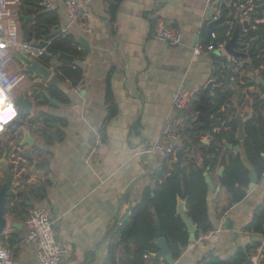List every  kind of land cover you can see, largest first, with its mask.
Wrapping results in <instances>:
<instances>
[{"label": "crops", "instance_id": "1", "mask_svg": "<svg viewBox=\"0 0 264 264\" xmlns=\"http://www.w3.org/2000/svg\"><path fill=\"white\" fill-rule=\"evenodd\" d=\"M50 1L52 9L43 11L54 13L57 19L49 26L41 22V26L54 36H71L75 40L82 55L74 57V64L82 70L83 79L76 87L69 81L52 85L27 73L26 81L11 93L13 100L27 94L34 107L29 113L18 107V119L0 134V159L8 152L7 167L0 170V188L7 172L13 174L3 237L13 233L22 237L13 247L4 245L16 264H39L35 245L26 241L25 218L30 211L45 208L55 222L59 244L71 249V257L64 258L61 264H167L154 257L161 250L158 234L154 241L147 242L145 222H135L133 216L145 190L155 189L154 173L163 160L161 155L143 152L158 140L165 120L177 117L173 99L180 85L201 90L214 82L212 74L218 60L210 58L213 51L196 54L194 47L202 42L205 30L212 33L208 25L221 12L214 6L209 8L207 0H76L91 24V32L84 33L70 24L67 0ZM248 2H252L249 5L253 9V0ZM16 10L23 39L32 37L35 44L45 40L37 38L34 30L41 15L38 9L21 0ZM158 17L181 31L180 46L160 42L154 36L153 25ZM247 17L242 15L239 23ZM241 33L247 31L243 29ZM81 40L84 44H79ZM221 53L229 58L225 51ZM24 55L13 54L7 65L11 73H24L28 63ZM50 64L44 66L52 70V78L58 79L55 69L66 63L57 57ZM257 76L258 72L245 73V78L251 80L257 81ZM250 92L252 89L241 92L244 99L240 112L245 123L254 116ZM61 93L67 96L68 103L58 99ZM189 114L195 117L192 111ZM210 142L207 133L201 136L203 146ZM176 145L181 146L182 140ZM201 147L196 145L186 151L188 158L181 168H186L187 174L191 172L190 160L203 165ZM230 151L243 153L241 147L240 152ZM14 153L25 161L20 167L26 171L15 170ZM177 160L178 156L170 165H176ZM35 162L45 163L46 169L33 172ZM219 172L220 169L215 177L207 173L215 187L209 190L208 199L217 233L207 242H189L176 264H207L216 258L226 261L240 250L247 264H264L263 232L247 230L264 203V175L252 190L248 186L245 199L219 220L214 204ZM21 203L27 208L19 214ZM225 218L229 226L223 224ZM155 224L158 231L160 221L155 219Z\"/></svg>", "mask_w": 264, "mask_h": 264}, {"label": "trees", "instance_id": "2", "mask_svg": "<svg viewBox=\"0 0 264 264\" xmlns=\"http://www.w3.org/2000/svg\"><path fill=\"white\" fill-rule=\"evenodd\" d=\"M120 1L122 0H117V2ZM26 2L38 9L41 14L34 29L36 37L40 39L52 35V40L44 56L40 58L43 65L50 67L51 60L59 57L62 53L75 58L82 55L71 36H54L48 28L41 26V22H47L48 26L51 25L57 19L54 13L43 11L39 7L38 0H25ZM253 2L255 6L250 10L247 0H214V9L220 10L221 15L215 32L210 33L205 30L200 44L206 52L214 41H217L219 45H226L231 40L237 23L246 13L247 18L251 21L254 36L241 33L244 37L240 49L243 50L249 46L247 50L243 51V53H247L251 48H254V57L251 60V66L245 65V69L254 73L258 72L257 77L264 79V2L262 0H253ZM240 5H243L244 8L240 9ZM261 20L263 22L259 23L258 21ZM55 73L59 81H69L74 87L83 79L82 70L75 64H64L55 69ZM212 78L214 81L213 95L211 96L206 87L198 91L191 107L195 117L189 113L185 117L186 128L183 132L182 145L176 146L175 156L174 153H170L166 158H163L160 167L154 173V179L157 182L155 189L151 190L148 187L141 203L133 210L135 222L142 220L145 222L144 237L149 243L154 241L158 234L155 219L160 221L162 229L167 233L166 238L175 260L180 257L183 248L189 245V235L176 212L178 197L187 199V215L195 223L198 236L201 232L214 229L209 215V187L204 174L208 173L211 177H215L217 171L223 169L222 175L218 177L219 190L214 199L215 212L219 220L223 219L236 204L245 199L250 185V171L254 170L259 180L264 175V99L262 96H254L253 93H249V96L253 98L254 116L245 125L248 138L245 141H239L236 137L235 116L237 111H241L244 99L241 92L250 86H258L256 79L241 77L239 73L234 72L232 63H228L225 58H221L215 63ZM258 87L264 94V88ZM57 96L64 103L69 102L65 94L61 93ZM200 115H209L210 125H213L209 134L211 142L205 146L201 144V136L207 132L202 127V123L197 121ZM223 123H225L224 126ZM226 127L229 129L227 130ZM226 144L241 147L243 153L234 154L226 148ZM196 145L202 146L203 165L198 166L192 159L190 160V174H187L186 168H181L177 172L176 165L171 166L170 164L178 156V151L183 150L182 162L184 163V160L188 158L186 151H192ZM160 180H163L161 184L158 182ZM26 208L25 203H21L19 214L24 213ZM10 211L13 212L14 209L12 208ZM247 230L255 233L263 232L264 203L255 212ZM1 241L8 247H13L15 243L22 241V237L18 233H13L8 237H3ZM207 264H247V262L244 252L240 250L229 260L222 261L216 258Z\"/></svg>", "mask_w": 264, "mask_h": 264}, {"label": "built area", "instance_id": "3", "mask_svg": "<svg viewBox=\"0 0 264 264\" xmlns=\"http://www.w3.org/2000/svg\"><path fill=\"white\" fill-rule=\"evenodd\" d=\"M39 6L44 10H51L53 5L50 0H38ZM242 1V0H238ZM214 0H207V6L210 8L214 5ZM252 2H248L251 5ZM21 5V0H0V100L4 101V105L11 104L13 110L16 112L15 117L5 123L0 120V134L3 133L6 127L14 123L19 116V109L11 96L12 91L19 87L26 81V74L24 73H11L7 67L11 61L13 54L23 52L36 59L44 56L46 49L39 48L35 43L28 42L23 39L21 34V18L19 16L17 7ZM243 9L244 6L240 5ZM66 8L70 24L80 27L84 33L91 32V24L89 22L88 14L83 6L76 0H67ZM251 10V8H249ZM247 17V14H244ZM218 16H214L212 21H217ZM154 36L163 43L171 46H180L182 44L183 35L181 31L169 24L162 17H158L153 25ZM225 45H219L220 52H224ZM245 49L241 52L248 49ZM222 49V50H221ZM196 54L203 53L205 50L201 44L197 43L194 47ZM214 51V46H210L207 52ZM228 63H232L234 72L239 73L241 77H245L246 69L245 62L241 59L229 57ZM244 84L243 82H241ZM248 89H252L254 96H262L261 89L254 85ZM199 90H190L185 85H180L177 89L173 106L178 115L174 119H166L163 123L158 140L151 147L146 149L144 155H161L166 158L168 154L174 153L176 155V143L183 139V132L186 128V114L191 112L192 102ZM250 99L253 100L251 96ZM4 105H0L3 107ZM225 123H223L224 126ZM12 159L15 170H18L21 162L25 161L17 154H12ZM20 161V163H19ZM22 167L19 170H24ZM55 222L48 209L39 208L30 211V214L25 218L26 241L36 247V255L39 264H61L64 258L71 257V249L68 245H61L55 239ZM217 231L215 229L201 232L197 236L198 242L210 241ZM264 243V230L262 233ZM149 256L147 255L146 258ZM0 264H16L11 251L2 243L0 239ZM253 264H258V261Z\"/></svg>", "mask_w": 264, "mask_h": 264}, {"label": "water", "instance_id": "4", "mask_svg": "<svg viewBox=\"0 0 264 264\" xmlns=\"http://www.w3.org/2000/svg\"><path fill=\"white\" fill-rule=\"evenodd\" d=\"M217 21H211L209 23V29L212 33L215 32L216 30V25H217ZM246 30L247 31V36H254V31L251 29V21L250 19H246L245 21H243V23H237L235 31L232 35L231 40L224 46V51L225 53L229 56V57H233V58H237V59H241L242 61L245 62V64L250 67L251 66V60L254 57V48H251L247 53H243L240 51V47H241V32L242 30ZM52 38V35H48L45 40L40 41L39 43H37V47L43 49V48H47L49 43L48 41ZM28 42H32L33 38L30 37V39L27 40ZM83 40L79 41V44H82ZM84 44V43H83ZM213 46H214V51L210 54V58L213 61L219 60L221 58H225L224 55L220 52L219 50V44L217 41L213 42ZM84 47L87 49V45H84ZM60 59H62L66 64L68 65H73L75 58L67 55V54H60L59 57ZM24 61L28 62L27 64H25L24 66V73L25 74H31L35 77H39L42 78L44 82H49L52 85H56L58 84L59 80L56 78H52V70L45 67L41 61L39 59H36L30 55L25 54L23 56ZM226 61L228 62L227 58H225ZM257 84L261 87L264 88V79L262 78H258L257 79ZM213 85L214 82H209L206 86V88L210 91L211 96L213 95ZM44 94L47 95V91H44ZM262 99H264V94L262 95ZM52 102L55 103V100H51ZM14 102L15 105L17 107H19L20 111L29 113L32 111L34 105L33 103L30 101V97L25 94V95H18L16 97H14ZM209 115L206 116H198L197 121L198 122H202L204 123V129L206 130L207 134H210V130H211V125L209 123ZM243 115L241 114L240 111H237V115L235 117V121L237 123V134L236 137L239 141H244L247 140V135H246V131H245V121L243 120ZM21 124V125H20ZM18 123V126H22V123ZM24 134L28 135V132L26 130H24ZM207 144V143H206ZM226 148L229 150H233L236 152H240V147L236 146L234 147L231 144H226ZM182 157H183V150H179L178 151V160L176 163V171L179 172L180 168H181V163H182ZM7 158H8V152L5 151L4 156L0 159V170H4L7 167ZM46 169V164L45 163H41V162H35L32 171L33 172H42ZM223 173V169L220 170L219 175H222ZM205 179H206V183L208 184L209 190L210 191H214L215 187L214 184L211 181V178L209 177V175L206 173L204 174ZM250 185H249V189L252 190L257 183L259 182V178L258 175L256 174V172L254 170L250 171ZM12 183H13V174L12 172H7V177L5 182L2 184L1 188H0V239L3 238V233L7 228V218H6V212H7V205H8V199H9V192L10 189L12 187ZM155 187V184L152 185V188ZM177 215L181 218V220L183 221L187 232L189 233V242L190 243H195L197 240V227L195 225V223L188 217L187 215V199H181L180 197H178V202H177ZM223 224L225 226H229L230 225V221L229 219L225 218L223 220ZM55 239L56 241H58V235L55 234ZM157 243L160 247V251L154 256L156 259L159 260H164L167 264H176L175 259L172 256V252L171 249L169 247L167 238L165 236V232L163 231L162 227L160 225H158V239H157ZM182 252H184V250H182ZM246 261H248V259H245ZM150 264H155V262H151Z\"/></svg>", "mask_w": 264, "mask_h": 264}, {"label": "clouds", "instance_id": "5", "mask_svg": "<svg viewBox=\"0 0 264 264\" xmlns=\"http://www.w3.org/2000/svg\"><path fill=\"white\" fill-rule=\"evenodd\" d=\"M0 105H4V101L0 100ZM16 115V112L13 110L11 104L4 105L0 107V120L7 123L8 121L12 120Z\"/></svg>", "mask_w": 264, "mask_h": 264}, {"label": "rangeland", "instance_id": "6", "mask_svg": "<svg viewBox=\"0 0 264 264\" xmlns=\"http://www.w3.org/2000/svg\"><path fill=\"white\" fill-rule=\"evenodd\" d=\"M13 160V159H12ZM21 167H23V166H21ZM19 169H21V168H18V171H19Z\"/></svg>", "mask_w": 264, "mask_h": 264}]
</instances>
